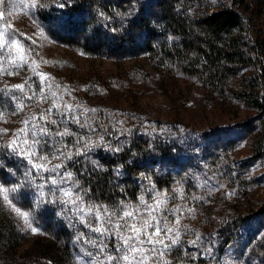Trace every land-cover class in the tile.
Here are the masks:
<instances>
[{"label":"rangeland","instance_id":"1","mask_svg":"<svg viewBox=\"0 0 264 264\" xmlns=\"http://www.w3.org/2000/svg\"><path fill=\"white\" fill-rule=\"evenodd\" d=\"M212 1L219 5L227 0ZM59 14L57 2L0 0V198L29 241L46 234L53 223L45 218L42 196L58 177L47 169L66 155L61 146L33 143L44 142L40 133L45 114L64 123L68 115L81 117L95 107L91 86L110 82L115 86L106 114L120 141L132 130L163 135L182 163L175 167L180 178L165 190L145 182L137 201L124 204L122 210L131 211L134 219L118 221L135 223L142 229L141 239L154 233L157 224L162 228L152 239L163 243L141 246L131 241L140 250L134 257L128 252L129 261L117 249L127 251L124 240L135 235L130 227L118 231L104 223L111 231L101 236L80 222V213L63 216L77 228L72 239L77 264H166L177 248L209 264H264V139L256 112L235 95L242 73L231 80L227 95L218 98L196 77L171 63L159 65L150 53L110 58L70 46L61 37L71 33L74 39L78 18L68 32L59 27L64 23L57 26ZM256 27L264 39V7ZM156 69L161 70L158 80L152 77ZM30 80L38 85L35 98L23 95L21 84ZM8 144L11 151L16 149L10 154L13 168L3 164ZM26 149L39 159L30 158ZM177 237L178 245L172 246ZM100 241L107 245L103 252ZM154 246L159 252L151 251Z\"/></svg>","mask_w":264,"mask_h":264},{"label":"trees","instance_id":"2","mask_svg":"<svg viewBox=\"0 0 264 264\" xmlns=\"http://www.w3.org/2000/svg\"><path fill=\"white\" fill-rule=\"evenodd\" d=\"M263 7L264 0H227L219 5L212 0H70L60 9L63 18L58 15V19L64 21L59 27L71 32L76 26L72 21L78 18L74 39L71 33L61 37L70 46L110 58L134 51L150 53L159 65L171 63L196 77L218 98L227 95L231 80L242 73L235 95L256 112L264 139V39L256 27ZM154 75L158 80L161 70L156 69ZM21 85L23 95H38L35 81ZM114 86L110 82L92 85L95 107L81 117L68 115L67 123L45 112L42 129L49 131L43 139L46 147L61 146L66 151L58 161L65 167L59 171L73 172L90 202L120 214L125 203L137 201L145 182L157 190L171 189L180 178L175 167L182 163L174 144L163 135H140L132 130L124 143L120 141L114 121L106 114ZM64 132L69 134L60 135ZM13 152L10 144L4 147V166H16L10 157ZM69 153L71 160L66 159ZM49 187L42 196L43 210L53 223L46 234L32 241L0 198V264H77L72 246L77 228L63 219L69 206L57 203V193ZM118 220L113 217L109 224H123ZM166 264L209 261L177 248Z\"/></svg>","mask_w":264,"mask_h":264},{"label":"snow or ice","instance_id":"3","mask_svg":"<svg viewBox=\"0 0 264 264\" xmlns=\"http://www.w3.org/2000/svg\"><path fill=\"white\" fill-rule=\"evenodd\" d=\"M70 2V0H57V7L60 9H63L65 7L68 6V3ZM35 7V5H33ZM64 23L63 20H56V24L57 26H59L60 24ZM79 122V121H77ZM41 135L43 136H48L49 135V131L48 129H42L41 130ZM69 133L68 132H64L60 135H64L67 136ZM37 133L33 132V136H36ZM25 144L28 143L27 140L24 141ZM34 144H42V143H46V142H42L40 140H34L33 141ZM55 147V146H53ZM13 151H16V149H13ZM25 151H27L29 157H36L37 159H39V157L37 156L35 151H32L30 149H26ZM118 151V149L116 150ZM56 152L59 153L60 155H64V153L60 150V149H56ZM76 155H80L79 150H77ZM67 160H71L72 159V154L69 153L66 156ZM34 168L39 169L41 167L40 164H36L33 163L32 165ZM65 167L63 164L60 165H56L54 168L52 169H47V171L51 174V173H56V176L58 177V179H51L50 183L53 186V192L57 193L56 196V202L57 203H61L63 205L69 206V210L72 211L73 213H80V222L84 223L87 227H89L93 232L95 233H99L101 236H103L105 234V232H109L111 231L110 228H105L103 227L104 223H110L113 217H116L117 219H124L127 217H133V213L131 211H123L122 215L116 213V212H111L108 209L104 208L103 205H97L93 202H90L86 197H87V193L85 192V190L82 188V186L80 185V182L78 179L74 178V174L71 171H59V169ZM83 174V173H82ZM62 185H67V187H62ZM90 191V190H89ZM7 198V197H6ZM95 209V211H94ZM20 215L25 216V213L21 212ZM97 221V222H103V223H98V224H94L93 221ZM25 221L26 223L27 221V216H25ZM148 227H151L150 224H147ZM29 227H31V224H29ZM114 227L119 231L121 229H127V228H131V230L135 233L134 236L128 237L127 239L124 240V245L125 248L127 249V251H125V249H117V251H122L125 252L123 259L126 261L130 260V257L128 255V252H131L133 254V257L135 256V253L137 251H139L140 249L137 248L136 244L131 243V241H136L137 244L139 245H144L145 243L147 244H157V243H163L162 240L160 241H154L152 239V236H160L161 232H162V228L159 226V224H157L155 232L154 233H146L147 235V239H141V233H142V229L138 228L137 225L135 223L132 224H128L127 222L125 224H116L114 225ZM32 231L33 233L36 232V228L32 227ZM169 231H171L169 229ZM102 247L100 248V251L103 252L106 248L107 245L104 244L103 241H100ZM179 243V237H177L176 240L172 241V246H176ZM168 246L165 245V249L167 250ZM151 251L154 252H159V249H157L155 246L151 249ZM163 253H161L162 255ZM109 260H116L117 258L115 256H109L108 258ZM141 259H143V257H141Z\"/></svg>","mask_w":264,"mask_h":264}]
</instances>
